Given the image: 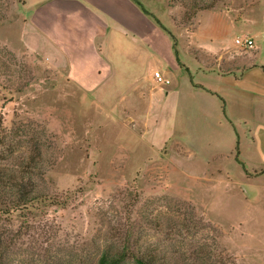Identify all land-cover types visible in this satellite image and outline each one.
Returning <instances> with one entry per match:
<instances>
[{
  "label": "rangeland",
  "instance_id": "rangeland-1",
  "mask_svg": "<svg viewBox=\"0 0 264 264\" xmlns=\"http://www.w3.org/2000/svg\"><path fill=\"white\" fill-rule=\"evenodd\" d=\"M137 1L174 38L132 0H0V169L46 197L0 218L5 264H96L126 242L264 264V164L198 89L230 69L211 52L252 50L235 40L264 31V0Z\"/></svg>",
  "mask_w": 264,
  "mask_h": 264
},
{
  "label": "crops",
  "instance_id": "crops-1",
  "mask_svg": "<svg viewBox=\"0 0 264 264\" xmlns=\"http://www.w3.org/2000/svg\"><path fill=\"white\" fill-rule=\"evenodd\" d=\"M223 21V17L217 15L215 29L222 26ZM249 37L254 40L251 51L229 53L228 50L222 49L211 52L216 56L214 58L219 62V66L227 64L230 69L226 72L221 68L209 72L203 71L218 77L220 81L215 87L199 84L198 89L217 98L222 108L221 99L224 101L227 122L231 126L234 125L236 130L237 125L242 127L243 135L251 139L255 145L257 158L264 164V31ZM240 139L239 135L238 142Z\"/></svg>",
  "mask_w": 264,
  "mask_h": 264
},
{
  "label": "trees",
  "instance_id": "trees-1",
  "mask_svg": "<svg viewBox=\"0 0 264 264\" xmlns=\"http://www.w3.org/2000/svg\"><path fill=\"white\" fill-rule=\"evenodd\" d=\"M132 1L141 8L144 14L150 16L158 27H160L164 32L174 38L171 32L161 23V21L154 15L148 13L141 3H139L137 0ZM186 2V0H171L172 5H176L177 3L185 4ZM206 8L208 7L198 6L197 10L199 11ZM197 13L198 12L195 11L193 15H190V19ZM177 61H179L178 57ZM206 91L213 95H217L215 93H212L211 91ZM221 101L223 103L224 115H226L224 101L222 99ZM27 165L30 166V169L36 168L34 162ZM24 171L25 169L21 168V171L18 175L14 171L5 172L0 169V218H2L3 216H8L28 210L29 208L35 207L36 204L46 199L44 195L36 190L31 181H26L25 177H23V175H20ZM4 254V243H2L0 238V264H5ZM130 259H134V261L132 260V264H161V262L152 255L145 257L142 256V254H134V252L132 251V244H130V242H126L120 251H103L96 264H130Z\"/></svg>",
  "mask_w": 264,
  "mask_h": 264
},
{
  "label": "built area",
  "instance_id": "built-area-1",
  "mask_svg": "<svg viewBox=\"0 0 264 264\" xmlns=\"http://www.w3.org/2000/svg\"><path fill=\"white\" fill-rule=\"evenodd\" d=\"M235 44L238 45L239 47H245V48H252L254 46V40L250 37H246L244 39L242 38H236L235 40ZM159 78H160V75L159 74H156ZM162 80V79H161ZM163 83L165 84H169V81L168 80H162Z\"/></svg>",
  "mask_w": 264,
  "mask_h": 264
}]
</instances>
